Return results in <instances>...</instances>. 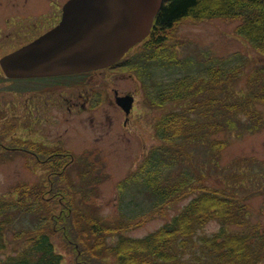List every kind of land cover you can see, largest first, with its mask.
Segmentation results:
<instances>
[{
  "label": "trees",
  "instance_id": "trees-1",
  "mask_svg": "<svg viewBox=\"0 0 264 264\" xmlns=\"http://www.w3.org/2000/svg\"><path fill=\"white\" fill-rule=\"evenodd\" d=\"M186 17L237 21V34L264 53V0H169L158 23L171 28ZM164 41L163 51L143 56L136 66L152 79L151 88L159 85V104L175 107L161 115L156 126L160 144L146 159L144 173L119 185V219L107 221L98 214L86 169L75 174L77 180L74 174H50L49 181L44 176L34 183L18 182L0 195V251L6 253L0 264H255L262 258L264 236L251 226L238 229L247 225L249 210L235 193L247 191L237 185L243 172L236 164L224 170L221 159L239 129V134L253 132L261 123L252 109L264 103V66L257 85L248 76L247 95L239 96L241 62L225 66V61L182 60ZM193 66L199 67L196 72H191ZM170 71L181 74L171 77ZM160 72H168L167 77ZM51 165L60 169L63 164ZM209 165L210 173L225 174L224 182L210 178ZM97 175L101 183L103 174ZM142 196H148L149 205H143ZM189 196L152 233L123 235ZM128 205L132 209L124 210ZM209 221L221 227L206 234ZM252 237L260 242L252 243Z\"/></svg>",
  "mask_w": 264,
  "mask_h": 264
},
{
  "label": "flooded vegetation",
  "instance_id": "flooded-vegetation-1",
  "mask_svg": "<svg viewBox=\"0 0 264 264\" xmlns=\"http://www.w3.org/2000/svg\"><path fill=\"white\" fill-rule=\"evenodd\" d=\"M69 1L47 0V9L41 12H12L0 26V161L30 164L32 174H44L34 167L37 163L63 164L55 173L62 174L59 172L64 164L108 161L107 141L116 133L135 136L139 116L136 110L138 105L143 106L142 99L138 103V97L143 96L141 79L133 72L122 75L131 81V89L124 90L114 75L115 69L126 68L129 55L107 68L66 75L23 76L21 73L29 69H20L14 75L5 71L4 58L20 56L18 52L36 41L49 39L43 36L62 23ZM162 6L154 16L145 43H157L160 34L168 30L158 23ZM30 49L32 53L21 55L29 60L16 65L27 68L44 64L40 62L44 46ZM130 96L134 100L127 115L117 100ZM111 109L123 115L120 130L114 127L118 119Z\"/></svg>",
  "mask_w": 264,
  "mask_h": 264
},
{
  "label": "rangeland",
  "instance_id": "rangeland-1",
  "mask_svg": "<svg viewBox=\"0 0 264 264\" xmlns=\"http://www.w3.org/2000/svg\"><path fill=\"white\" fill-rule=\"evenodd\" d=\"M48 6L47 0H0V26L4 24V17L10 13H24L29 14L31 12H41L46 10ZM238 22L234 20H227L221 18L213 19H194L191 17H186L174 24L170 28V50H175L178 52L179 59L186 60V58H191L193 61L203 62L205 59L219 62L222 65V61H225V66L235 65L242 61L241 65L243 74L238 80L237 91L246 90V83H248V76L255 75L253 80V85H257L259 77L262 72L259 71L261 66H264V58L262 56V51L251 46L244 38L240 37L237 32ZM175 47V48H172ZM169 51H166L168 53ZM214 63V62H213ZM212 63V64H213ZM198 66H193L191 72H196ZM264 69V68H263ZM132 69L125 68L124 70L115 69L114 75L119 79L118 84L124 90L131 89V81L122 75L131 74ZM181 73L177 71L172 73L171 76H175ZM136 74V72H135ZM163 75H168V73H162ZM160 73V75H162ZM251 74V75H250ZM134 75V74H133ZM137 76V74H136ZM158 78V77H157ZM118 86V87H119ZM142 96L138 97V103H141ZM143 101V99H142ZM144 104V101H143ZM256 108L261 110L264 116V106L257 104ZM149 104L136 110L137 124L134 127L135 136H127L122 133H116L113 138L109 139L107 147H109L110 156L108 161L102 162H89L85 164L84 169L87 170V174H91L92 178L89 183L92 184V189L96 193L97 198L91 197L96 203L98 214H102L107 218V221H114L119 219V200L120 191L118 184L120 181L127 179L133 170L136 169L137 165L143 160V154L150 148L153 143V127L150 122L152 118L154 119L159 116L167 109H173L170 105L160 107L149 108ZM116 121L114 127L120 130V121L123 115H119L114 109H111ZM159 120L155 121L159 124ZM120 124V125H119ZM140 126V128H139ZM143 132V133H142ZM241 132V131H240ZM118 140V141H117ZM145 144V146H143ZM145 147V148H144ZM247 158V163H243L241 160ZM81 163H76L81 168ZM221 164L224 170H227L230 166L236 164L235 166L243 169H249L247 174L245 171L243 174L238 175L241 187L246 184L248 186L249 180H256L252 177L264 176V125L260 130L248 133L243 131L242 134L239 132L235 133V136L231 138L230 144L224 150ZM247 167H246V166ZM146 162H144L143 169L145 170ZM209 174L210 178L216 177L217 181L223 180L224 174H216L214 171ZM81 169V170H84ZM75 170H79L77 167ZM75 170L72 174L75 176ZM41 171V170H40ZM42 173V171H41ZM246 173V174H245ZM97 174H103L101 178L103 182L98 183L96 177ZM77 175V174H76ZM39 174L30 173L28 164L21 161L11 162V161H0V195L7 193L9 188L19 181H32L36 180ZM213 180V179H212ZM259 180V179H258ZM264 180V178H263ZM92 181V182H91ZM98 184V185H97ZM97 186V187H96ZM128 193V191H127ZM126 193V194H127ZM238 196V193L235 192ZM247 195V200L249 204L247 207L249 210H245L248 214L250 224L255 229L264 231V193L258 192V195L252 193H243V197ZM250 196V197H249ZM148 196H142V198H147ZM130 197H126L125 200H129ZM240 199L241 196L239 197ZM188 200L180 202L176 207L171 205V209L167 213V218L178 211ZM92 202V201H89ZM143 205H149V200L144 201ZM94 204L91 203V207ZM124 210L132 209L130 205L124 206ZM170 208V207H168ZM159 209V208H158ZM128 212V211H127ZM135 218V220H138ZM167 219L165 217H155L149 220L142 226L131 229L127 232V235L134 237H142L157 228H159ZM220 223L217 221H210L205 227L206 234H210L216 231ZM232 228V226H230ZM8 238L12 235L10 232L7 234ZM5 252L0 251L1 258L5 256ZM114 262V259H112ZM255 264H264V257L262 260L256 262Z\"/></svg>",
  "mask_w": 264,
  "mask_h": 264
},
{
  "label": "water",
  "instance_id": "water-1",
  "mask_svg": "<svg viewBox=\"0 0 264 264\" xmlns=\"http://www.w3.org/2000/svg\"><path fill=\"white\" fill-rule=\"evenodd\" d=\"M161 1L162 0H152L150 3L157 6ZM75 2H72L68 7L66 21L60 28L51 34L50 37L51 39L62 38L63 40L71 33L72 38H76L79 35L74 33L73 29L76 26H79V28L82 30L79 33L81 37L85 38L86 46L79 49L75 45H67L64 50H59L58 54L52 55L46 59V65H39L37 67L38 71L46 73H58L79 71L107 65L142 36L141 33L135 31L133 26H126V30L121 33L104 31L103 29L99 31L96 29H90L89 27L98 28L101 23H94L95 20L92 19V12L90 15V21L88 23L84 22L80 9L81 5L79 8V5L77 6L74 4ZM94 5H101L100 0H90V8H93ZM70 6L75 7L70 8ZM137 9L138 6L134 7V10ZM98 20L99 22H102L103 18L99 17ZM119 21L124 23V17L120 18ZM122 25L123 24H120L119 27ZM92 30H95V32ZM122 105L127 109L129 107V99L122 100Z\"/></svg>",
  "mask_w": 264,
  "mask_h": 264
},
{
  "label": "bare ground",
  "instance_id": "bare-ground-1",
  "mask_svg": "<svg viewBox=\"0 0 264 264\" xmlns=\"http://www.w3.org/2000/svg\"><path fill=\"white\" fill-rule=\"evenodd\" d=\"M89 3H90V0H81V1H77L75 2L74 4H76L77 6L79 5V8H80V5H81V14H82V19L84 22L88 23L90 21V15H91V12H92V9L90 8L89 6ZM75 6H70V8H73Z\"/></svg>",
  "mask_w": 264,
  "mask_h": 264
}]
</instances>
